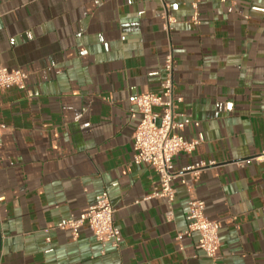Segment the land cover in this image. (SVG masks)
<instances>
[{"label": "crops", "instance_id": "obj_1", "mask_svg": "<svg viewBox=\"0 0 264 264\" xmlns=\"http://www.w3.org/2000/svg\"><path fill=\"white\" fill-rule=\"evenodd\" d=\"M190 2L0 0V66L28 73L26 91L0 92V264H264V0H199V25ZM170 51L179 111L199 123L183 136L204 138L174 166L210 164L192 196L221 225L215 260L195 233L176 241L186 188L145 201L158 177L132 164L133 101L160 91ZM103 192L118 250L54 229Z\"/></svg>", "mask_w": 264, "mask_h": 264}, {"label": "built area", "instance_id": "obj_2", "mask_svg": "<svg viewBox=\"0 0 264 264\" xmlns=\"http://www.w3.org/2000/svg\"><path fill=\"white\" fill-rule=\"evenodd\" d=\"M214 1V0H206ZM221 3L236 0H217ZM192 14L190 22L194 25L200 24L199 0L190 2ZM165 7V6H164ZM165 30L170 33L172 25L176 20L169 16L165 7L162 14ZM162 68L164 78L160 83L158 93L139 95L133 101V109L130 118H138L137 125L132 135L133 165H147L158 177V189L143 200L163 199L169 206L172 205L176 196L174 183L179 180L186 188L189 201L186 208V230L183 234H177L176 241H180L182 235H198L197 248L205 257L215 260L220 247L219 231L221 225L217 221L208 220L204 215L205 204L193 198L194 183L201 170L206 168L204 163H197L177 171L174 166V158L179 153H192L204 138L199 134L197 138L187 140L183 132L189 126L199 127V123L190 119L189 116L180 113L179 108L182 98L175 95L173 74L175 64L172 52L164 57ZM28 73L23 70H8L0 66V92L7 88H17L26 91L25 82ZM27 97L32 95L26 92ZM5 132V127L0 125V139ZM264 159V152L256 157L255 161ZM191 175L192 182L186 179ZM3 197L0 196V202ZM115 210L111 205L106 192L95 198L92 205L87 206L77 218L70 217L61 220L54 227L55 230L68 231L73 240L78 239L81 228L86 227L93 237L105 247L109 244L114 249H119L122 241L120 229L114 222ZM168 219H172V211L168 213ZM103 253V252H102Z\"/></svg>", "mask_w": 264, "mask_h": 264}]
</instances>
